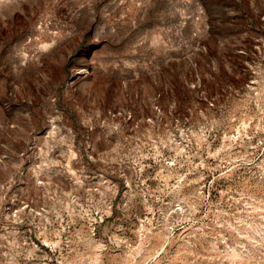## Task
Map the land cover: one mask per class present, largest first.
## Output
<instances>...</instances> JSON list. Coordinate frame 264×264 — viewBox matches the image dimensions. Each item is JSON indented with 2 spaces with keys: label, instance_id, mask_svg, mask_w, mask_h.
Listing matches in <instances>:
<instances>
[{
  "label": "rangeland",
  "instance_id": "374dc122",
  "mask_svg": "<svg viewBox=\"0 0 264 264\" xmlns=\"http://www.w3.org/2000/svg\"><path fill=\"white\" fill-rule=\"evenodd\" d=\"M0 264H264V0H0Z\"/></svg>",
  "mask_w": 264,
  "mask_h": 264
}]
</instances>
